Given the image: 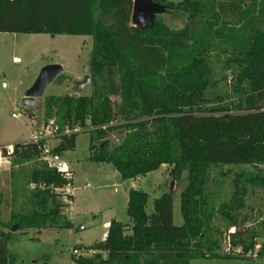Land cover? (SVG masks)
Returning a JSON list of instances; mask_svg holds the SVG:
<instances>
[{
	"label": "trees",
	"instance_id": "trees-1",
	"mask_svg": "<svg viewBox=\"0 0 264 264\" xmlns=\"http://www.w3.org/2000/svg\"><path fill=\"white\" fill-rule=\"evenodd\" d=\"M153 1L163 4L164 12L184 15L183 27L172 30L161 14L148 27L133 25L132 0H0V32L91 37V93L44 98L43 125L52 122L58 134L50 154L73 150L79 132L64 131L77 127L90 135L89 160L109 164L124 180L162 165L174 181L187 171L181 225L173 223L169 193L154 198L147 212V193L130 188L129 223L111 220L104 239L74 244L94 253H71V264L247 259L257 244L258 235L234 215L244 206V173H234L227 200L220 199L218 179L215 190L207 183L211 169L220 165H264V0ZM220 54L236 70L232 85L240 101L234 106L211 95V57ZM111 134L121 136L118 144L110 146ZM42 144L17 142L11 155L1 148L9 162L10 193L4 199L0 188V264L15 259L6 245L15 232L76 230L64 212L73 200L65 191L72 177L46 163ZM2 207L8 209L6 220ZM216 218L234 254L220 249ZM256 256L264 257V239Z\"/></svg>",
	"mask_w": 264,
	"mask_h": 264
},
{
	"label": "rangeland",
	"instance_id": "rangeland-1",
	"mask_svg": "<svg viewBox=\"0 0 264 264\" xmlns=\"http://www.w3.org/2000/svg\"><path fill=\"white\" fill-rule=\"evenodd\" d=\"M165 1L175 3L180 0ZM161 18L172 30L181 29L186 19L184 15L175 11L163 12ZM251 26L249 23L247 27ZM91 43V37L83 35L0 32V147L29 140L33 134L44 128L45 97L91 93L89 84L80 91L76 88V83L89 75ZM13 57H17V61H14ZM227 57L224 54L211 57L214 70L211 95L220 99L221 104L227 102L234 106L240 98L232 85L236 70ZM50 63L60 64L63 68L62 73L46 86L42 97L35 98L33 105L26 106L23 103L25 91L34 81L40 68ZM12 113L17 116L13 117ZM52 138L46 136L43 140L47 149L58 142L57 138ZM108 139L110 146H113L120 142L121 136L111 134ZM89 142V133L80 130L73 150L63 153L73 176L75 197V202L73 199L72 205L70 204L64 212L68 216H74L75 223L82 225V228L74 232L71 229L49 227L41 229L38 233L34 230H28L25 234L13 233L6 244L7 250L15 258L10 264H71V248L74 244L72 238L81 236L82 243L89 245L102 239V232L106 231L102 224L105 220L114 219L123 224L129 223L125 208L126 191L130 188L147 193L145 205L147 212L152 210L154 198L162 193H169L172 196L173 223L182 224L180 192L187 183L186 170L177 181L169 177L166 165L133 180H124L109 164H96L89 160ZM224 171L225 173L221 175ZM235 172L244 173L243 177L248 180L241 179V185L247 192L243 196V208L234 212V215L242 221L244 228L258 235L256 245H259V248L254 247L252 253H248L250 258L247 259L195 258L190 264H264V257L256 256L264 239V165H220L211 169L207 184L215 190L220 182V199L227 200L231 192L230 181ZM259 178L263 179V183L259 182ZM0 188L4 199H8L9 162L5 159L0 161ZM2 209V219L6 220L8 209L5 207ZM214 226V235L220 241V249L234 254L236 250L230 247L225 226L219 218L215 219ZM228 231L232 232L233 228ZM78 253L89 255L94 251L84 252L79 249Z\"/></svg>",
	"mask_w": 264,
	"mask_h": 264
},
{
	"label": "water",
	"instance_id": "water-1",
	"mask_svg": "<svg viewBox=\"0 0 264 264\" xmlns=\"http://www.w3.org/2000/svg\"><path fill=\"white\" fill-rule=\"evenodd\" d=\"M164 10L165 6L163 4L153 0H132L131 22L133 25L148 27L152 24L154 15L162 14ZM62 71V66L57 63L43 65L32 84L25 91L23 103L26 106L33 105L34 99L42 97L46 86L61 74ZM89 82L90 77L86 75L81 81L76 83L77 91H80L84 86L88 85Z\"/></svg>",
	"mask_w": 264,
	"mask_h": 264
},
{
	"label": "built area",
	"instance_id": "built-area-1",
	"mask_svg": "<svg viewBox=\"0 0 264 264\" xmlns=\"http://www.w3.org/2000/svg\"><path fill=\"white\" fill-rule=\"evenodd\" d=\"M14 61H16L14 59ZM13 117H16L17 115L12 113ZM43 129L38 130L35 134H33L29 140H31L34 143H38L39 141H43L44 138H46V136H51L53 137L52 139H56L57 138V133H56V127L53 126L52 122H49L46 125H43ZM70 131L72 132H79V128L75 127L72 130H69L68 128L64 131V133H69ZM58 139V138H57ZM14 144L15 143H9L6 145H2L0 147V151L1 148H3V151L5 152L6 155H11L14 151ZM41 152H42V158L46 161V163L50 166V167H54L55 169H57L58 171L64 173V175L66 177H70L71 175V170L69 169V167L66 165V163L64 161H62L60 159V157L58 155H54V154H50L48 152V149L45 145V143L43 142L42 146H41ZM4 159L1 155L0 152V161ZM88 185V184H87ZM71 189L70 186H66L65 187V191L69 192V190ZM80 228H82V226H80ZM107 235V231H105L102 234V239H104ZM255 248H259V245H255ZM72 253L77 254L78 250L72 248L71 249ZM251 254V252H249Z\"/></svg>",
	"mask_w": 264,
	"mask_h": 264
},
{
	"label": "crops",
	"instance_id": "crops-1",
	"mask_svg": "<svg viewBox=\"0 0 264 264\" xmlns=\"http://www.w3.org/2000/svg\"><path fill=\"white\" fill-rule=\"evenodd\" d=\"M13 59H17V57H13ZM2 86H4V84L2 83L1 84ZM30 139V138H29ZM62 155V156H61ZM59 157H60V159L62 160V161H64L65 163H66V160H65V158H63V154H61ZM67 165V164H66ZM68 166V165H67ZM69 167V166H68ZM161 167V166H160ZM69 169H70V167H69ZM72 175V174H71ZM72 177V183H73V176H71ZM137 178V177H136ZM133 179H135V178H132V179H129V180H133ZM86 185H87V183H86ZM73 186L71 187V189L69 190V192L72 194V196H73V199H74V202H75V197H74V193H73ZM126 195H127V197H128V190L126 191ZM127 199V198H126ZM73 201V200H72ZM126 203H127V200H126ZM72 205V204H71ZM69 219L71 220V222L73 223V225L76 227V230L77 229H80V226H82V225H80V224H77V223H75V220H74V216H69ZM112 220H114V219H112ZM111 220H105L102 224H103V228L107 231V227H108V225H109V222H110ZM71 230H73V229H71ZM76 230H73V232L74 231H76ZM104 232H102V234H103ZM82 237L80 236V237H74V238H72V241H73V243L74 244H78V243H80V244H82L83 246H89V245H91V244H89V245H84L83 243H82ZM102 240V239H101ZM100 241V240H99ZM96 242V241H95ZM94 243V242H93ZM73 244V245H74ZM72 248H73V246H72ZM71 248V249H72Z\"/></svg>",
	"mask_w": 264,
	"mask_h": 264
},
{
	"label": "bare ground",
	"instance_id": "bare-ground-1",
	"mask_svg": "<svg viewBox=\"0 0 264 264\" xmlns=\"http://www.w3.org/2000/svg\"><path fill=\"white\" fill-rule=\"evenodd\" d=\"M17 61V59H15Z\"/></svg>",
	"mask_w": 264,
	"mask_h": 264
}]
</instances>
